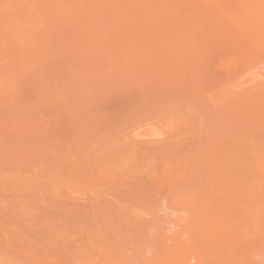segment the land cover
Masks as SVG:
<instances>
[{"label": "rangeland", "instance_id": "rangeland-1", "mask_svg": "<svg viewBox=\"0 0 264 264\" xmlns=\"http://www.w3.org/2000/svg\"><path fill=\"white\" fill-rule=\"evenodd\" d=\"M49 1L0 0V213H8V223L62 232L57 243L64 248L57 246L58 253L46 257L53 264H203L207 258L194 250L202 241L204 246L205 241L226 242L235 259L262 263L264 251L259 258L258 251L256 255L247 249L264 243V217L261 222L260 209L251 205L256 198L264 204V143L248 148L234 141L241 125L233 120L221 125L218 143L211 142L204 107L231 115L260 95L254 84L264 83V40L247 39L248 29L238 21L236 38L249 40L244 42L249 46L239 43L238 48L235 38L224 36L218 48L211 32L203 29L207 22L201 21L210 0H204L207 7L198 6L205 7L203 14L197 10L200 20L187 21L191 32L183 38L168 31L175 22H165L154 4L147 10H156L151 11L155 15L159 11L157 18L164 21L149 10L155 21L147 24L144 18L150 17L142 12L139 22L148 26L142 24L141 29L136 23V31L123 19L124 26L115 24V8L107 13L112 5H104V0L100 8L109 7L102 11L111 14L107 18L112 21L102 20V12V17L96 14L99 21L93 20L92 0H73L75 8L70 0L63 3L72 5L75 14L71 6L68 10L73 17L64 11L63 0ZM212 1L220 17L232 7V0L226 6L222 2L227 0H220V6ZM52 2H59V12L73 18L78 32L67 26L69 16L68 23L56 10L55 19L50 17ZM236 2L239 10L246 7ZM49 18L64 21V28L73 33L59 27L63 33H57ZM64 40L71 46L75 41V49L89 54L67 50ZM169 42H177V49L188 43L190 49L188 44L187 49L179 47L180 56V50L174 56L152 51ZM47 48H54L53 53ZM129 93L136 95L135 102L122 105L123 99L116 100L128 99ZM116 244L119 250H114ZM31 255L43 257L37 251Z\"/></svg>", "mask_w": 264, "mask_h": 264}, {"label": "bare ground", "instance_id": "bare-ground-1", "mask_svg": "<svg viewBox=\"0 0 264 264\" xmlns=\"http://www.w3.org/2000/svg\"><path fill=\"white\" fill-rule=\"evenodd\" d=\"M50 1H53V0H50ZM49 1V2H50ZM58 1V0H57ZM72 1L73 0H70V3L72 4ZM78 2L80 1V0H77ZM94 3V5H96L95 7H94V5L91 7V8H93L92 10H95V12L92 14V13H90L91 15H93L92 16V18L93 17H95V19L93 18V20H95L96 22L97 21H99L100 20V18L99 17H97V15H100V17H102L103 19L102 20H105V21H112L113 20V18H114V20L115 19H117V20H115V24H120L121 23V21L120 20H122L123 19V24H128L129 23V26H131L132 28H129L130 30H132L133 29V27H134V29H135V26L137 25V24H139V26H140V28L142 29V27H143V25L145 24L146 26H148L147 24L149 23L150 24V20H153V21H155L154 19L155 18H157V17H159V13H158V16H157V12H159V11H157L156 12V15H155V13H152V12H154V11H156V10H153L152 11V8L151 9H149L150 10V12L152 13V14H154L156 17L154 18V19H152L153 17H154V15L152 16V17H150V13H148L149 12V10H147V8H146V6H148V8L152 5V7H153V4L155 5L154 7H156V9H158V8H160L161 10H162V13H164L163 14V16L165 17H162L161 15H160V17H162V18H157V19H159V20H161V19H165L166 21L165 22H169V23H171L172 24V22H175V23H173L170 27L172 28V30L171 29H168V31L171 33L172 31V33H174V35L175 34H180L181 36L183 35H185V36H187V33H189V32H191V30L188 32L187 30H188V28H187V26H186V23H187V21H191V19L194 21V20H200L198 17V15H202L203 14V9L205 8V7H207L206 5H205V3H207V2H205L204 0H135V1H133L132 2V0H118V2H117V0H104V5L105 4H107V6H110V4L112 5V9L111 8H109V7H107V6H105V10H104V5L102 6V8H100V5L99 4H101L102 3V1L103 0H92ZM95 1H99V2H95ZM114 2V3H117V4H119L120 5V7H119V5L116 7V5L114 6V3H111V2ZM125 1V2H124ZM127 1H129L128 3L129 4H127ZM131 1V2H130ZM193 1V2H192ZM196 1H198V2H200V5H198L199 3L198 2H196ZM203 1H204V3H203ZM207 1V0H206ZM211 2H208L207 4H208V6H211V7H209L210 9H207V8H205L204 9V12H206V13H208V14H203L202 16L203 17H201V21H202V23H204L203 21H205V22H207V24L206 23H204V25L206 26V28H203L204 29V31L205 32H207L206 34H208L209 32H211L210 33V35H211V37H213L214 39H213V43L214 44H216V46L219 48V46H221V44H222V42H221V39H223L224 40V36H226L225 37V39L227 40V39H231V38H235L236 40H237V42H236V46H238V48H241V46L242 45H239V43L241 44H246V45H248V44H250V42L249 43H244L245 41H243V39L240 41L238 38H236L237 36H236V34H239L238 32H236L237 30H234L235 29V22H236V25H237V22L240 24L241 23V25H242V28H247L248 30H246V32H247V35H249V37H246L247 39L248 38H251V37H254V38H259L260 40L261 39H263L264 40V0H239V2H241L242 4L241 5H246V7H244L243 8V10L245 9V8H248V10L246 9L245 11H247L248 13L247 14H243L242 13V11L243 10H241V8H240V10H239V7H237V2H236V0H232L231 2L229 1V0H227V1H225V2H222V5L224 6H226L227 5V3L228 2H230L231 3V5H230V3H228L229 5L228 6H232V7H234L233 9H231L230 7H225V8H230V10H232V11H234V10H236L235 12L236 13H238V14H236L237 15V17L236 16H234V12L232 13V11H230L229 10V14L230 13H232V14H228V13H226L227 11H228V9L226 10V12H223V14H225L224 16H226V17H220L219 15V11H218V13L217 12H214V11H216L215 9H217V8H215L214 9V7L212 6V0H210ZM215 2H216V0H214ZM222 1H224V0H222ZM62 3L61 4H63V3H66V2H68V0H66V1H61ZM75 3H76V0L74 1ZM219 2H221L220 0H218L217 1V5H219L220 3ZM232 2H233V5H232ZM234 2H236V3H234ZM53 4H55V7L57 6V4L59 3V2H52ZM102 3V4H103ZM123 5V6H125L124 5V3L126 4V5H128L129 7H130V9L132 10V14H131V10L127 7V6H125V7H127L128 9L126 10V9H123L122 10V8H124V7H122L121 6V4ZM131 3V4H130ZM225 3V4H224ZM60 4V3H59ZM58 4V5H59ZM69 4L70 6H71V10H70V12H72V5H74V4ZM101 4V5H102ZM134 4V5H133ZM150 4V5H149ZM188 4V5H187ZM191 4V5H190ZM193 4H195V5H193ZM201 4H203V5H205V7H203V8H201V7H199L198 8V6H202ZM211 4V5H210ZM240 4V3H239ZM64 5V4H63ZM66 5V4H65ZM64 5V9L65 8H67L66 6H68V5H66L65 6ZM76 5V4H75ZM75 5L73 6V8H75ZM190 5V6H189ZM221 5V4H220ZM219 5V6H220ZM70 6H69V8H70ZM114 6V7H113ZM160 6H167V7H169L170 9V11L168 12L165 8H161ZM193 6V10H194V7H195V10L193 11L194 13H192L191 14V7ZM215 6H216V4H215ZM239 6V5H238ZM48 7V6H47ZM49 7L51 8V11H53V12H51L50 14H51V16L50 17H52V15H53V18L55 19V17H54V15H55V10L56 11H58V14L56 13V15L58 16L59 15V9H61L62 8V6H58V7H54V8H52V6H50L49 5ZM48 7V8H49ZM107 7V8H106ZM122 7V8H121ZM143 7V8H142ZM144 7L146 8V9H144ZM153 7V8H154ZM158 7V8H157ZM187 7H188V9H190L191 11H190V13H188L189 11H188V9H187ZM197 7V8H196ZM213 7V8H212ZM216 7H218V6H216ZM49 8V9H50ZM69 8H67L66 10H68ZM99 9L98 11H99V13L96 11V9ZM109 8V9H108ZM114 8H115V10H114ZM117 8H119V9H117ZM236 8V9H235ZM52 9H54V10H52ZM58 9V10H57ZM106 9H108L107 11V13H109V11H110V13L114 10V12L112 13V15L111 14H109V15H107L106 13V15L105 14H103V11L102 10H104V11H106ZM111 9V10H110ZM142 9H144V10H142ZM159 9V10H160ZM164 9H165V11H164ZM172 9V10H171ZM187 9V10H186ZM207 9V11H205ZM238 9V10H237ZM40 10V9H39ZM39 10H37V11H39ZM66 10H64L65 12H69V10L68 11H66ZM91 10V9H90ZM116 10H120L119 11V14H120V16H117V14H118V11H116ZM142 10V11H141ZM160 10V11H161ZM197 10H199V12L201 13L202 12V14H199V12L197 11ZM209 10H211V11H209ZM63 11V12H64ZM116 11V12H115ZM125 11H130V14L127 12H125ZM134 11V12H133ZM139 12V14H138V12ZM221 11H224V8H222L221 9ZM241 11V13H239ZM69 12V13H70ZM73 12H74V10H73ZM72 12V13H73ZM92 12V11H91ZM97 12V13H96ZM100 12H102V16H101V13ZM121 12V13H120ZM125 12V13H124ZM142 12H144V17H145V14H146V17H147V15H149V17H150V19L149 18H144V17H142V15H140V14H143ZM211 12V14H209ZM244 12V11H243ZM124 13V14H123ZM136 13L138 14L137 16L138 17H136ZM162 13H160V14H162ZM198 13V14H197ZM214 13H216V17L218 16V17H220V18H218L219 19V21L217 20V18L215 17V15H214ZM60 14H64V13H60ZM66 14V13H65ZM65 14L63 15V16H65ZM68 14V13H67ZM73 14H75V12L73 13ZM97 14V15H96ZM191 14V15H190ZM197 14V15H196ZM217 14H219V15H217ZM222 13H221V15H223ZM240 14V16H241V18H242V16H243V18L241 19L240 18V16L238 17V15ZM242 14V15H241ZM40 15H42V14H40ZM62 15H60V16H62ZM70 15L72 16V14L70 13ZM69 14H68V16H69V19L71 20L70 22H69V19L67 20V18H68V16H65L66 17V20L65 21H67V22H65V23H68L69 22V24L67 25V26H69V25H72L74 22L72 21L73 20V16L71 17ZM104 15H105V17H106V19H105V17H104ZM112 16L113 18H109L110 20H108V18L107 17H109V16ZM115 15H116V17H115ZM127 15V16H126ZM130 15H132V16H134L133 18H129V17H131ZM207 15V16H206ZM212 15V16H211ZM214 15V16H213ZM228 15V16H227ZM57 16H56V19H58L57 18ZM59 16V19L58 20H63V19H65V18H62L61 19V17ZM62 16V17H63ZM121 16H123V17H121ZM126 16V17H125ZM142 18H141V17ZM212 18H211V17ZM48 17V16H47ZM126 19H125V18ZM127 17H128V19H132V21H133V23H134V25L132 24V22H130V20H129V22L127 21ZM136 17V18H135ZM206 17H208V18H206ZM216 18L215 20H214V18ZM97 18V19H96ZM139 18V19H138ZM142 19V21H143V18H144V20L146 21V23H141V22H139L141 19ZM239 18V19H238ZM49 19H51V21L52 22H49V23H52V26L55 28V26H56V29L58 28V29H60L61 31H63V32H65V25H62L63 23H64V21H60V22H62V24L60 23L59 24V21H58V23H56V21H54V20H52V18H49ZM136 19V20H135ZM164 19L163 20H161V21H164ZM188 19V20H187ZM190 19V20H189ZM208 19V20H207ZM44 20V19H43ZM118 20H119V22H118ZM136 22H135V21ZM159 20H156V21H158L159 22ZM168 20V21H167ZM207 20V21H206ZM209 20H212V21H210L211 22V24H210V22H209ZM217 20V21H216ZM46 21V20H45ZM44 21V22H45ZM117 21V22H116ZM144 21V22H145ZM48 22H46V23H48ZM71 22H73L72 24H71ZM53 23H55L54 25H53ZM64 23V24H65ZM137 23V24H136ZM141 23V24H140ZM151 23H153V22H151ZM189 23V22H188ZM192 23V22H191ZM118 24V25H119ZM143 24V25H142ZM61 25L63 26V29H62V27H61ZM121 25V24H120ZM119 25V26H120ZM190 25V24H189ZM208 25V26H207ZM210 25V26H209ZM240 25V26H241ZM50 26V25H49ZM48 26V27H49ZM67 26H66V28H67ZM74 25H72V27H73ZM76 26H78V25H75L74 27L76 28ZM121 26H124V25H121ZM129 26H125V27H129ZM145 26V27H146ZM169 26V25H168ZM191 26V25H190ZM52 27V28H53ZM72 27H71V29H72ZM73 27V28H74ZM209 27H213V29L212 28H210L209 29ZM47 28V27H46ZM51 28V27H50ZM52 29V30H54V31H56V29ZM74 28V29H75ZM78 28V27H77ZM76 28V29H77ZM147 28V27H146ZM48 29V28H47ZM57 29V30H58ZM138 29V30H137ZM167 29V28H166ZM190 29V28H189ZM206 29V30H205ZM209 29V30H208ZM239 29H241V28H239ZM238 29V30H239ZM51 30V31H52ZM68 30V29H67ZM66 30V31H67ZM73 30V29H72ZM171 30V31H170ZM50 31V32H51ZM61 31H56L57 33L59 32V33H63V32H61ZM68 31H70V28H69V30ZM134 31V30H133ZM136 31H139V28L136 26ZM142 31H144V30H142ZM167 31V30H166ZM165 31V32H166ZM71 33H73V32H78V29H77V31L75 30V31H70ZM213 32V33H212ZM240 32V31H239ZM242 32V31H241ZM240 32V33H241ZM46 33V32H45ZM67 33V32H66ZM171 33V34H172ZM245 32H243V34H244ZM75 34V35H74ZM74 34H72V35H74V36H72V37H75V39L76 40H78L77 39V34L76 33H74ZM169 34V33H168ZM170 34V35H171ZM231 35V37H229L230 35ZM235 34V35H234ZM65 35V34H64ZM63 35V36H64ZM174 35H172L171 36V38L174 36ZM180 35H179V37H180ZM213 35H216V37L215 36H213ZM52 36V35H51ZM54 36H56V35H54ZM58 36V35H57ZM71 36V35H70ZM183 36H182V38H183ZM235 36V37H234ZM240 36H243V35H240ZM45 37V36H44ZM68 37V36H67ZM47 38H49V37H47ZM54 38V37H53ZM52 38V39H53ZM61 38V37H60ZM65 38H66V36H65ZM174 38V37H173ZM172 38V39H173ZM178 38V37H177ZM188 38V37H187ZM218 38H220V40L218 39ZM244 38V37H243ZM246 38H244V39H246ZM41 39H43V38H41ZM67 39V38H66ZM74 39V40H75ZM101 39V38H100ZM171 39V42L173 43V40ZM215 39H218L217 41L218 42H216L215 43ZM258 39V40H259ZM46 40V39H45ZM61 40V39H60ZM63 40V39H62ZM75 40V41H76ZM166 40H168V39H166ZM180 40V39H179ZM178 40V41H179ZM182 40V39H181ZM52 41V40H51ZM65 42H66V40H64ZM69 41V40H68ZM75 41L73 42L72 41V46L68 43L67 44V42H66V44L67 45H69V46H67L65 43L63 44L64 45V47H65V45H66V48H67V50H70L72 47H73V43H74V46H75ZM100 41H102V40H100ZM100 41H98V42H100ZM105 41V40H104ZM249 41V40H248ZM248 41H246V42H248ZM61 42V41H60ZM97 42V41H96ZM106 42V41H105ZM167 42V41H166ZM221 42V43H220ZM262 42V41H261ZM49 43V42H48ZM48 43H46L45 45H44V43H43V45L45 46V47H47L48 45H50V44H48ZM51 43V42H50ZM52 43H53V41H52ZM51 43V44H52ZM77 43H78V41H77ZM81 43V44H80ZM80 43H78L77 45L78 46H81L82 44H84V43H82V41L80 42ZM159 43V42H158ZM180 43V42H179ZM186 43V42H185ZM238 43V44H237ZM48 44V45H47ZM59 44H61V43H59ZM100 44V43H99ZM104 44V43H103ZM106 44V43H105ZM183 45V43H180V45ZM188 43H186L185 44V46L183 45V46H179V47H183V49H185L186 48V45H187ZM220 44V45H219ZM254 44V43H253ZM56 45V44H55ZM55 45H51V46H55ZM101 45V44H100ZM161 45H163V44H161ZM161 45H157V46H155V47H153L154 48V50H152V51H156V52H162V53H164V55L166 54H171V56H174L175 54H176V52H177V50H180V48L178 47V49H177V42H176V47L173 45L172 46V44L169 42V44L168 43H166V45H163V46H161ZM219 45V46H218ZM256 45V44H255ZM257 45H258V42H257ZM84 46V45H83ZM83 46H81V48H84ZM190 45L188 44L187 45V47L190 49V47H189ZM235 46V47H236ZM249 46V45H248ZM252 46V45H251ZM263 46V45H262ZM45 47H43V50H46V48ZM57 47V46H56ZM86 47H87V45H86ZM52 48V47H51ZM70 48V49H69ZM151 48H152V46H151ZM48 49V48H47ZM50 49V48H49ZM48 49V50H49ZM54 49V48H53ZM52 49V50H53ZM74 49V50H73ZM101 49H103V48H101ZM183 49H182V51H183ZM187 49V48H186ZM188 49V50H189ZM47 50V51H48ZM51 50V49H50ZM51 50V51H52ZM57 50H59V49H57ZM63 50V49H62ZM75 50H78L77 48L75 49L74 47L72 48V52H75ZM83 50V49H82ZM81 49L80 50H78V51H80V53H81V51H82ZM100 50V49H99ZM60 51V50H59ZM65 52H70V51H66V50H64ZM86 52V53H88L89 54V52H87V50H83V52ZM185 51H187V50H185ZM56 52V51H55ZM181 52V50L179 51V52H177V56H180L178 53H180ZM52 53H53V51H52ZM51 53V54H52ZM71 53V52H70ZM161 53V54H162ZM87 54V55H88ZM184 54V56H185V52H183L182 54H181V56ZM186 57V56H185ZM80 58V57H79ZM85 58V57H84ZM168 58H170L169 56H168ZM177 58V57H176ZM178 59L179 58H177L176 60L178 61ZM185 59V58H184ZM184 59H181L182 60V62L184 61ZM85 59H82V61H84ZM87 60V59H86ZM85 60V61H86ZM176 61V62H177ZM175 62V61H174ZM179 62L181 63V61H180V59H179ZM185 62V61H184ZM172 64V63H171ZM184 64V63H183ZM182 64V65H183ZM177 65H179V64H177ZM181 65V64H180ZM181 65V66H182ZM174 67V66H173ZM177 67V66H176ZM180 67V66H179ZM96 71H98V70H96ZM95 75H96V73H94ZM94 74H93V76H94ZM97 74H99V73H97ZM101 74H99V76H100ZM92 76V75H91ZM93 80H94V78H96L95 76L94 77H91ZM97 78H99L98 76H97ZM96 78V79H97ZM102 78V77H101ZM91 79V81H93ZM103 80V79H102ZM90 81V82H91ZM95 82H98V79H97V81L96 80H94ZM93 81V82H94ZM99 81H101V80H99ZM94 82V83H95ZM101 85V84H100ZM254 86H255V88H256V91H257V93L258 94H260V95H257V96H254V97H252V98H250L246 103H244L245 104V106H240V107H237V109L236 110H234V112H233V114H231V115H229L228 113H223L222 115H221V110L218 108V107H213V106H211V105H207V106H205L204 107V109H205V111L207 112V115H208V118L209 119H207L210 123H208V126L210 127V131H208L209 133V136H211L212 138H211V142H214L215 144H217L218 143V141H219V139H218V137H217V135H218V133H219V131H221L220 130V128H221V125H226V124H228L227 122H230L231 124L233 123V121H236V123H238V124H240L241 125V127H239L238 128V131H237V133H238V135H236L237 137H235V140L234 141H237V142H239L240 144H242V146H245V147H248V148H252V146H258V145H262L263 143H264V83L263 84H259V83H257V84H254ZM104 87V86H103ZM102 87V88H103ZM103 91V90H102ZM104 92V91H103ZM129 98L128 99H125L124 97H116V100H122L120 103L122 104V105H124V103H126V104H130V103H133V102H135L134 100L136 99V95L135 94H131V93H129ZM124 102V103H123ZM233 120V121H232ZM235 136V135H234ZM233 138L234 137H230V140H229V142H232V140H233ZM229 145V144H228ZM250 146V147H249ZM227 155V154H226ZM217 156V155H216ZM231 157V156H230ZM227 158V157H226ZM222 159V158H221ZM223 159H224V157H223ZM230 159V158H229ZM252 199V198H251ZM254 199V198H253ZM254 200H257L256 202H254L253 200H251V205L253 206V208L254 209H257V211L259 210V212H260V215L258 216V218H262L261 219V222L263 221V217H264V215L262 216V211H264V204H263V199H261V202H262V204H261V202H259L260 201V199L258 200L257 198L256 199H254ZM253 201V202H252ZM2 215V216H1ZM8 215V213H4V214H2V213H0V218H1V220L2 219H5L6 220V216ZM9 216V215H8ZM13 216V215H12ZM260 216H262V217H260ZM4 217H6V218H4ZM10 217V216H9ZM15 217H17V216H15ZM14 217V218H15ZM13 218V219H14ZM18 218V217H17ZM247 218V217H246ZM7 219H10V218H7ZM19 219V218H18ZM5 220H2V223L3 224H1L0 223V264H53V263H49V260L46 258V257H49V258H53L54 256H55V254H57L58 253V251L60 250V247L61 248H64V247H62L61 246V244L59 245L57 242H58V240H57V238H58V235H60L61 233H60V231L58 232V231H56L55 229H45V228H41V227H38V226H31V225H29V223H28V226H27V224H26V226H19V222H16V224H14L13 226H11L9 223H8V221L6 220V222L8 223H6L5 222ZM15 220V219H14ZM257 220V219H256ZM255 220V221H256ZM13 221V220H12ZM17 221H19V220H17ZM258 221V220H257ZM256 221V222H257ZM6 223V224H5ZM18 224V225H17ZM24 224V225H25ZM2 225V226H1ZM256 225H258L257 223H256ZM19 226V227H18ZM259 226V225H258ZM258 229H259V227H257ZM261 229V228H260ZM53 230V231H52ZM57 233H56V232ZM55 235V236H54ZM198 241V240H197ZM56 242V243H55ZM113 242V241H112ZM196 242V241H195ZM214 242V243H213ZM217 242H220V241H212V242H210L209 241V244H208V241H207V244H206V241H205V246L203 245L204 243H203V241H202V245H201V243L199 244V242L197 243V244H195V246L196 245H198L197 246V248L198 249H194L193 247L191 248L192 250L194 249V250H199V252L200 253H202L203 255H204V257H206L205 259L207 260V261H205L204 263L205 264H264V260L262 261V263H260L259 261L258 262H255V261H253L252 259H248L247 257V259L246 260H243V259H245L244 257H239V258H236L235 259V257L233 256V255H235L234 254V252L232 253V251H231V249L233 250V248H232V246L230 245V244H226V242L224 243L223 241L221 242V243H217ZM261 243H258L257 245H253L252 247H249L247 250L249 251V253L250 252H253V254H254V251L256 252L255 254L257 255V251H258V256L260 255H262V252L264 251V243H262V240L260 241ZM43 243H45V244H43ZM106 244H107V242H105ZM213 243V244H212ZM217 243V244H216ZM40 244V246H38ZM193 244V243H192ZM224 244H226V245H224ZM206 245H208V247L206 246ZM210 245V246H209ZM42 246V247H41ZM48 246V247H47ZM56 246V247H55ZM57 246L59 247L58 249L59 250H57ZM193 246V245H192ZM231 246V247H230ZM31 247H32V249H31ZM40 247V248H39ZM43 247H44V249H43ZM49 247H51V248H49ZM119 247H120V245L119 244H116L115 246H114V250H119ZM188 246H186V249H188L187 248ZM201 247V248H200ZM39 248V249H38ZM42 248V249H41ZM65 248H66V246H65ZM202 248H204V251H202L201 249ZM207 248V251L205 250ZM208 248H209V251H208ZM186 249H185V251H186ZM228 249H230V251L228 250ZM62 250V249H61ZM60 250V251H61ZM65 250V249H64ZM226 250H228V252H226ZM36 252L37 251V253H40L41 254V256H43V257H39L38 255L37 256H33V255H31V252ZM206 251V252H205ZM222 251H224L225 253H226V255H220V253H222L223 254V252ZM261 252V254H260V252ZM184 252V251H183ZM194 252V251H193ZM205 252V253H204ZM230 252V253H229ZM187 253V252H186ZM189 253H190V251H189ZM206 253H208V257H207V254ZM232 253V254H231ZM230 255L231 254V258L229 257V258H227V255ZM203 255H201L202 257H203ZM206 255V256H205ZM210 255V256H209ZM200 256V257H201ZM223 256H226V258H224ZM260 256H259V258H260ZM118 257H120V256H118ZM201 257V258H202ZM187 258V257H186ZM191 258H194V256L193 257H191ZM240 258H241V260H240ZM178 259H180V258H178ZM182 259V258H181ZM197 259V258H196ZM202 259H204V258H202ZM263 259H264V257H263ZM180 262V261H179ZM184 263V262H183ZM185 263H187V261L185 262ZM203 263V264H204ZM180 264H182V263H180ZM199 264H200V262H199Z\"/></svg>", "mask_w": 264, "mask_h": 264}]
</instances>
